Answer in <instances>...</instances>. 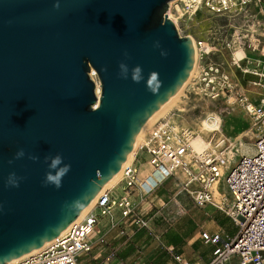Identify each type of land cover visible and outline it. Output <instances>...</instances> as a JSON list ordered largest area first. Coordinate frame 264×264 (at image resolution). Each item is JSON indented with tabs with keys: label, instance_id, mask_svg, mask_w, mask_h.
Masks as SVG:
<instances>
[{
	"label": "water",
	"instance_id": "water-1",
	"mask_svg": "<svg viewBox=\"0 0 264 264\" xmlns=\"http://www.w3.org/2000/svg\"><path fill=\"white\" fill-rule=\"evenodd\" d=\"M172 1L0 0V264L68 228L189 78L195 47ZM57 154L71 166L59 188L46 183Z\"/></svg>",
	"mask_w": 264,
	"mask_h": 264
},
{
	"label": "built area",
	"instance_id": "built-area-1",
	"mask_svg": "<svg viewBox=\"0 0 264 264\" xmlns=\"http://www.w3.org/2000/svg\"><path fill=\"white\" fill-rule=\"evenodd\" d=\"M177 6L170 7L168 16L180 35L190 37L182 34L179 22L203 10L218 15L247 14L253 7L264 15V0H180ZM193 43L199 62V73L193 79L195 85L206 96L230 95L229 98L241 106L254 132L252 151L241 154L235 161L233 143L221 135L218 139L205 136L209 146L198 152L191 143L196 136L194 131L177 125L172 116L157 121L147 129L133 157L141 153L146 155L142 160L150 171L144 178H139V170L130 162L121 175L122 180L127 179L123 196L115 199L106 189L98 195L94 206L64 233L43 247L4 264H80V256L90 251L91 237L99 220L93 214L94 209L100 208L102 216H111L117 211L122 217H128L142 199L168 179H174L180 186L179 193L188 196L195 206L212 205L225 212L237 226V233L231 239H223L219 234H202L205 243L218 245L208 264H231L233 261L237 264H264V69L245 70L260 78L258 82H251L262 91L254 101L236 85L221 84L219 65L209 61L216 48L213 44L202 40ZM222 179L232 199L225 194L220 202H216L214 186H219ZM136 190L141 194L139 200L134 197ZM137 221L141 226L147 224L143 218ZM174 259L178 264H190L180 255Z\"/></svg>",
	"mask_w": 264,
	"mask_h": 264
},
{
	"label": "rangeland",
	"instance_id": "rangeland-1",
	"mask_svg": "<svg viewBox=\"0 0 264 264\" xmlns=\"http://www.w3.org/2000/svg\"><path fill=\"white\" fill-rule=\"evenodd\" d=\"M179 25L182 34H189L195 40H202L216 47L209 61L219 65L223 80L221 84L224 82L232 83L238 86L237 89L247 96H258L262 93L261 90L251 84V82H258L259 76L248 73L245 70L257 69V71H261L264 69V52L262 51L264 45L263 14L257 13L253 7L248 10L247 14L218 15L203 10L197 13L196 16L183 18L180 20ZM238 50H243L245 55L241 61L236 63L239 59L236 56ZM198 65L199 62H197L194 75L190 79L191 81L184 85L181 91H179L181 93L178 97L158 115L147 129L157 121L172 116L177 125L188 127L196 133V131H199L202 120L210 114H215L221 121L220 130L205 133L204 135L208 139L213 136H215V139H218L221 135L228 138L234 145L233 159L237 161L241 154L248 153L253 148L254 132L251 128L250 120L241 106L229 98L230 95L211 98L197 88L193 79L199 73L197 69ZM221 84L220 87H222ZM144 155L141 153L138 157L141 156L143 159ZM142 159L140 160L144 162ZM135 167L140 169L141 164L136 162ZM117 182L110 191V195L115 199H119L125 194L123 188L127 185V179L122 180L119 178ZM176 184L178 183L176 182ZM178 190H180L179 185H177L176 191ZM218 190L221 193H226L230 200L232 199L226 189L224 179L221 180ZM193 205L188 196L179 193L172 198L166 207L165 215L161 216L160 214L157 216L154 223L157 227L169 226L177 218L192 209ZM93 214L96 218L103 217L100 208L94 209ZM85 256L87 257L89 254H85ZM113 260L114 256H110L108 259H105V262L112 263ZM80 264H83L82 260Z\"/></svg>",
	"mask_w": 264,
	"mask_h": 264
},
{
	"label": "crops",
	"instance_id": "crops-1",
	"mask_svg": "<svg viewBox=\"0 0 264 264\" xmlns=\"http://www.w3.org/2000/svg\"><path fill=\"white\" fill-rule=\"evenodd\" d=\"M248 97L254 101L258 99V96ZM138 156L130 160L134 167L142 159ZM140 164L141 168H136L142 179L150 168L145 162ZM118 182L108 188L109 192ZM177 185L174 179H168L140 201L137 208L143 219L147 220L146 226L137 224V208L128 217H122L116 212L99 218L91 237L92 251L87 253V257L85 254L81 256L80 261L83 264H178L174 257L180 255L190 264H208L218 245L205 243L202 234H219L223 239H231L237 233V226L225 212L212 205H193L192 209L171 225L157 227L154 220L160 214L165 215L166 207L179 194V190L176 191ZM216 191L219 197L215 194ZM225 194L219 192L218 186L214 187L216 202H220ZM140 196L139 191H134L136 200ZM100 239L104 243H100ZM110 256H114L113 262L106 263L105 259ZM231 264L237 263L233 261Z\"/></svg>",
	"mask_w": 264,
	"mask_h": 264
},
{
	"label": "bare ground",
	"instance_id": "bare-ground-1",
	"mask_svg": "<svg viewBox=\"0 0 264 264\" xmlns=\"http://www.w3.org/2000/svg\"><path fill=\"white\" fill-rule=\"evenodd\" d=\"M180 0H174L170 3V7H178V2ZM182 16V14H181ZM180 18V17H179ZM178 21V18H174ZM175 20V21H176ZM176 21V23H177ZM192 37V40L194 41L195 38L193 36ZM245 54H244V51L243 50H238L236 52V56L239 58V59H243ZM236 57V59H238ZM243 57V58H242ZM197 62H198V54L197 52H195V64H194V67H193V70L189 76V78L187 79V81L185 82V84L189 81H191L190 79H192V76L194 75V71L196 70V66H197ZM91 75L92 77L96 80V82L98 83L97 81V75L95 73L94 70L91 71ZM184 84V85H185ZM184 85L182 86V88L184 87ZM181 88V89H182ZM181 89L179 91H181ZM178 91V92H179ZM97 92L99 93L100 92V87L97 85ZM176 93L172 98H170L166 104L164 106H162L145 124L144 126L142 127V129L140 130L134 144L132 145L131 149H130V152L128 154V156L126 157V160L125 162L123 163L122 167L120 168V170L117 172V174L114 176V178L95 196V198L88 204V206L82 211V213L79 215V217L75 220V221H79L95 204L96 202V199L98 197V195H100L102 192H104L106 189H108L110 186H112L119 178H121L120 176L122 175V172L124 170V168L129 165L130 163V160L131 158L133 157V155L135 154L139 144L141 143V141L144 139L145 137V133H146V129L148 128V126L158 117V115H160V113H162L170 103H172V101L174 99H176L178 97V95L181 93ZM220 125H221V121L219 119V117L215 114H210L207 118H204L201 122V125H200V128H199V131H196V136L193 137L191 143H192V146L194 147V149L198 152L200 151H203L205 150L206 148H208L209 146V141L205 138V133H211V132H216V131H219L220 130ZM145 131V133H144ZM143 137V139H142ZM216 187V186H214ZM218 197L220 196L219 193L216 191L215 193ZM137 211H138V218H143V216H141L140 212H139V208H137ZM137 224L138 221H137ZM137 224H135V226H138ZM68 228H66L62 233H64ZM61 233V234H62ZM100 243H104V240L103 239H100L99 241ZM90 251L88 253H90L92 251V245L90 246ZM84 254H87V253H84ZM84 254H82L81 256H83ZM80 256V257H81Z\"/></svg>",
	"mask_w": 264,
	"mask_h": 264
},
{
	"label": "clouds",
	"instance_id": "clouds-1",
	"mask_svg": "<svg viewBox=\"0 0 264 264\" xmlns=\"http://www.w3.org/2000/svg\"><path fill=\"white\" fill-rule=\"evenodd\" d=\"M120 67V75L123 78H127L128 76V66L124 63L119 65ZM155 74L152 75V79H155ZM142 79V68L140 66H136L132 69V80L136 83H139ZM24 151L21 149L16 153V158H21L24 156ZM35 160L37 157H30ZM46 160H50L49 169L50 171L46 173V183L53 184L57 188L61 186L62 178L69 172L70 165L63 164V158L60 155H55L52 157H46ZM11 163V161H9ZM63 165V166H61ZM9 184L13 186H18L17 180L15 178V174H10L9 176Z\"/></svg>",
	"mask_w": 264,
	"mask_h": 264
}]
</instances>
